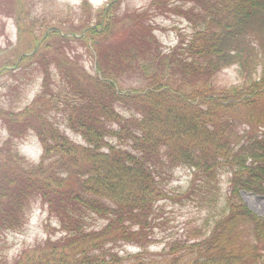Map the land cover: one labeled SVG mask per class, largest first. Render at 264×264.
<instances>
[{
  "label": "trees",
  "instance_id": "16d2710c",
  "mask_svg": "<svg viewBox=\"0 0 264 264\" xmlns=\"http://www.w3.org/2000/svg\"><path fill=\"white\" fill-rule=\"evenodd\" d=\"M115 2L92 8L79 36L70 37L93 55L92 74L68 56L75 72L60 74L55 94L43 74L36 107L19 112L24 128L15 129L18 113L0 115L9 140L33 130L42 144L31 166L17 150L8 158L0 153V237L23 225L29 202L39 198L60 237L48 238L38 248L41 259L24 264L264 262V217L240 196H264V0H150L119 15L112 13ZM159 12L181 16L191 31L166 47L155 32ZM28 18L24 24L34 31L30 11ZM57 23L54 37L50 28L33 32L32 51L65 39V23ZM233 65L239 82L218 85V73ZM47 95L67 112L65 122L85 146L38 117L53 106L41 98ZM53 148L66 157L64 176L54 162L48 165ZM179 167L191 179L177 191L168 181ZM223 172L230 174L225 196ZM186 202L199 210V222L150 253L156 228L167 226L168 207Z\"/></svg>",
  "mask_w": 264,
  "mask_h": 264
},
{
  "label": "rangeland",
  "instance_id": "374dc122",
  "mask_svg": "<svg viewBox=\"0 0 264 264\" xmlns=\"http://www.w3.org/2000/svg\"><path fill=\"white\" fill-rule=\"evenodd\" d=\"M108 1L0 0V115L2 113L5 115L18 113L17 117H19L20 123L14 124L16 131L24 128L26 120L21 122L23 117L19 115V112L35 105L34 102L39 96L42 76L45 72L48 74L49 92L54 94L58 92V86H60V74L64 71L75 72V69L69 64L68 56L79 61L84 73L92 74L94 72L95 59L93 55L86 51L84 43L81 44L75 39L71 40L70 37L72 34H75L76 37L79 36L81 30L77 28L81 26L83 20L85 22L88 20L86 14L91 12L92 8L95 10L102 8ZM84 3L87 6L83 10H79L78 7L83 8ZM149 3L150 0H116L112 13L119 15L126 10L145 8ZM29 11L34 21L30 26L35 28L34 31L28 30L27 25L24 24V21L29 19ZM58 20L65 23L60 31L61 34H64L65 39H62L59 44L54 43L49 49L38 44L37 52L32 51L31 49L36 45L37 36L33 32L38 33L42 29L45 31L50 28L49 35L52 30L59 27ZM154 25L158 26L155 32L166 47L175 45L177 36L182 30L184 32L191 31V27L185 19L170 12H159L155 16ZM19 26L22 27V30ZM49 36L54 37L52 34ZM61 47L64 48L62 51L55 52ZM25 58H27L26 61L17 64L19 59L21 61ZM2 66H5V69H2ZM257 70L259 74L260 67ZM239 80L240 76L236 65L222 69L216 76L218 85H229L239 82ZM77 86L79 85L77 84ZM66 91L69 90L66 89ZM77 94L75 91V95ZM41 98L52 102L53 106L48 107L38 117L51 119L56 124L55 128L64 131L69 140L76 145H81L80 147L85 146L80 135L69 128L70 125L65 122L67 112L57 105V99L48 95ZM5 122L6 120L0 116V153L8 158L17 150L19 156L24 160V166L37 163L42 155V144L37 133L29 130L23 138L9 140L10 130ZM47 138L49 139L48 135ZM113 140L115 141L113 144L122 146L118 140ZM50 155L48 165L54 162L59 172L68 167L67 165L66 167L62 166L61 162L66 157H62L57 149L53 148ZM25 171L31 173L30 170ZM229 178V173H220L219 179L223 196L229 190ZM190 179L191 171L188 168L179 167L174 170L172 178L168 181L169 187H174L179 191V188L187 186ZM240 196L254 213L264 217V196L244 191L240 193ZM27 207L23 225L21 224L15 230H4V234H1L0 264H24L25 261H38L41 259L38 257L40 253L38 248H42L48 238L54 241L60 237L55 218L49 217L48 209L39 198L30 201ZM165 214L168 218L167 226L162 229L156 228L157 242L150 247V253L161 250L169 237L179 236L184 231L193 230L200 219L199 210L190 202L180 206H170ZM126 251L132 254L136 249L129 246ZM260 264H264V262Z\"/></svg>",
  "mask_w": 264,
  "mask_h": 264
}]
</instances>
